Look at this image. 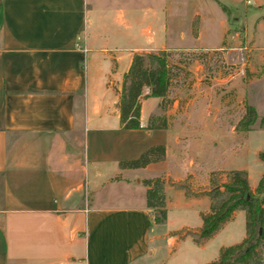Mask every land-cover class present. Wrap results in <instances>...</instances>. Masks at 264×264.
<instances>
[{"label":"crops","instance_id":"crops-1","mask_svg":"<svg viewBox=\"0 0 264 264\" xmlns=\"http://www.w3.org/2000/svg\"><path fill=\"white\" fill-rule=\"evenodd\" d=\"M253 1L254 11L246 0L231 5L253 57L264 61V0ZM210 3L218 2L0 0V264H180L167 214L154 222L142 184L163 181L167 213V192H182L169 168L183 163L172 157L178 138L167 120L165 129H143L159 99L140 101L138 130L120 127L116 105L134 53L218 49L223 12L218 42H201L215 24L205 11ZM186 35L193 44H177ZM156 145L165 148L162 161L118 168ZM208 183L207 176L201 192ZM195 196L186 199H207Z\"/></svg>","mask_w":264,"mask_h":264},{"label":"rangeland","instance_id":"rangeland-1","mask_svg":"<svg viewBox=\"0 0 264 264\" xmlns=\"http://www.w3.org/2000/svg\"><path fill=\"white\" fill-rule=\"evenodd\" d=\"M216 1L229 9L218 49L169 52L176 78L163 100V114L170 133L178 138V147L172 157H179L183 163L169 167L174 177L182 179L172 186L182 192L166 194L169 202L166 229L176 238L177 247H171V250L180 264L213 262L221 248L240 243L245 235L244 214L237 211L212 237L197 244L185 230L201 226L198 213L207 209V199L189 200L186 197L196 195L199 198L207 176L206 188L209 189L211 182H225L227 172L244 170L248 184L253 187L264 170V165L257 159V153L264 152V129L258 127L257 121L249 128L242 122L246 106L252 107L257 117L264 113V61L253 57L250 42L243 37L242 16L234 10L238 7L231 5L232 1L243 0ZM246 1L250 3L246 7L254 11V1ZM188 9V5L182 8V21H185ZM205 11L215 18V24L213 32L201 42L215 44L218 42V21L223 14L215 3H210ZM258 14L264 16V7ZM238 17L240 21L237 22ZM132 39L141 42L136 30H133ZM258 40L264 47V30ZM193 42L186 35L185 40L177 44L191 46ZM174 101L176 104L172 106ZM149 104L144 105V114ZM153 113L161 115L157 110ZM163 244L167 248V241Z\"/></svg>","mask_w":264,"mask_h":264},{"label":"trees","instance_id":"trees-1","mask_svg":"<svg viewBox=\"0 0 264 264\" xmlns=\"http://www.w3.org/2000/svg\"><path fill=\"white\" fill-rule=\"evenodd\" d=\"M224 14L227 9L217 3ZM174 66V65H173ZM176 78L171 69L169 52L134 53L127 71L120 80V99L117 102L120 127L124 130H138L140 101L144 98L159 99L156 107L160 114H151L147 118L144 130H162L166 128L163 114L170 88ZM147 94L144 95V90ZM257 121L264 129V114L257 117L254 109L246 106L242 122L249 128ZM165 148L162 145L151 146L137 158L118 163L119 169H141L163 160ZM257 159L264 165V152L257 153ZM209 190L202 194L208 199V210L200 215L201 226L196 233H189L197 244L212 237L228 222L235 212L244 214V238L238 243L221 248L215 261L207 264H263L264 263V170L257 180L255 188L248 186L245 171L232 170L225 174V182H211ZM146 187L145 206L151 210L155 223H163L166 217L163 181L159 178L144 180Z\"/></svg>","mask_w":264,"mask_h":264},{"label":"built area","instance_id":"built-area-1","mask_svg":"<svg viewBox=\"0 0 264 264\" xmlns=\"http://www.w3.org/2000/svg\"><path fill=\"white\" fill-rule=\"evenodd\" d=\"M82 52H85V49H82Z\"/></svg>","mask_w":264,"mask_h":264}]
</instances>
